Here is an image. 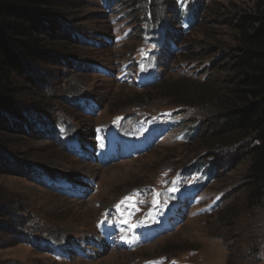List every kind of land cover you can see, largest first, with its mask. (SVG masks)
<instances>
[{
	"label": "rangeland",
	"instance_id": "obj_1",
	"mask_svg": "<svg viewBox=\"0 0 264 264\" xmlns=\"http://www.w3.org/2000/svg\"><path fill=\"white\" fill-rule=\"evenodd\" d=\"M177 1L185 8L189 0ZM190 1L199 7L195 33L174 40L179 52L162 49L159 55L156 43L145 59L146 48L136 33L138 23L129 25L132 31L127 35L121 20L134 8L124 6L108 13L100 0L59 1L64 12L59 30L53 31L57 42L48 48L50 58L30 71L34 92L25 99L33 104L30 115L54 126L59 140L52 142L31 131L27 137L11 135L14 138L7 142V150L13 157L0 154V264H144L160 258L168 263L264 264V215L257 211L233 218L242 204L243 193L238 189L246 167L240 161L243 149L233 153L226 148L213 156L217 179L212 184L203 186L199 178L186 177L185 168L210 153L200 145L186 147L190 141L181 139L196 124L205 132L218 128L220 116L199 108L183 113L184 118L157 114L178 108L173 105L178 100L196 105L202 100L204 91L196 82L203 77H190L192 70L185 67L187 62L181 56L192 57V67L226 53L234 35L233 19L251 13L256 0ZM135 3L138 8L145 6ZM136 17L142 18L141 14ZM78 36L93 44H80ZM157 73L161 79L156 78V83L163 82L160 91L133 89ZM225 76L220 71L211 74L221 80ZM67 99H78L87 110L68 106ZM93 102L97 107L90 111ZM121 115L119 122L111 121ZM149 144V149L135 150ZM62 145L76 153L63 151ZM31 168L58 190L35 183L29 175ZM174 175L182 179L177 183L181 195L177 202L181 204L164 222L180 227L164 233L159 213L146 206L153 220L146 223L145 230L154 227V238H144L136 228L134 234L124 225H118L111 236L113 225L132 215L130 204L118 213L112 206L140 187L142 192L155 188L153 192L161 198L169 193L167 200L175 208L176 195L170 194L174 193ZM192 182L200 184L195 188ZM151 199L149 193L144 200ZM27 219L31 237L43 248H53L50 256L18 243L15 229ZM99 225L103 232L96 230ZM109 236L112 240L118 236L114 244L135 241L133 248H110L114 244L105 242ZM110 256L113 261L108 260Z\"/></svg>",
	"mask_w": 264,
	"mask_h": 264
},
{
	"label": "trees",
	"instance_id": "obj_2",
	"mask_svg": "<svg viewBox=\"0 0 264 264\" xmlns=\"http://www.w3.org/2000/svg\"><path fill=\"white\" fill-rule=\"evenodd\" d=\"M59 1L0 0V154L6 152L13 157L7 150V142L15 136L27 137L30 131L31 134L51 139L52 142L59 140V132L54 126L30 115L33 104L25 100L34 92L30 71L37 63L50 58L48 48L52 42H57V34L54 32L59 30L58 21L64 12L58 7ZM137 1L145 6L138 8L136 3L134 4L135 0H100V6L108 13L112 12V9L113 12L121 10L122 7L134 8L133 12L124 13L121 20L124 22L123 27L128 29L127 35L132 31L128 28L129 25L138 23L139 29L136 33L146 48L143 59L154 50L158 33L161 35L157 50L160 55L162 49L172 53L179 52L174 40L195 33L198 28L196 25L199 22V7L196 2L188 1L183 8L177 0ZM136 14H141L142 18L138 19ZM231 26L234 33L232 44L223 55L217 53L211 62L197 63L192 67L190 62L193 58L181 56L187 62L185 67L192 70L190 77H203L201 81L196 82L204 91L200 96L202 100L197 105L178 100L179 102L173 104L178 105V108L159 111L157 114L184 118V114L199 108L198 110H213L220 116L221 124L218 128L213 127L209 132H205L201 130L202 126L196 124L185 132L181 140L190 141L186 147L200 145L201 148L209 149L207 151L210 153L206 154L205 159L200 157L198 161L190 164L185 168V173L188 177L204 178L206 184H212L217 179L213 156L226 148H230L233 153L243 149V154L239 152L240 161H243L246 167L238 189L243 193L242 204L237 208L234 217L232 216L237 219L248 212L253 214L258 211L264 215V0H256L251 13L236 15ZM172 27L177 29L173 30ZM78 37L80 44H93ZM112 43L115 44V40ZM214 71L225 73L226 78L221 80V77H211ZM156 78L161 79L159 73L151 81L142 82L140 86H133V89L141 93L158 92L162 89L163 82L156 83ZM65 102L81 112L87 110L78 99H67ZM43 112H49V109ZM187 122L193 123V120L189 119ZM11 135L14 137H10ZM61 148L67 153H76L75 149L65 145ZM29 175L35 183L49 190H58V186L46 182L44 175L37 169L31 168ZM219 197L220 206L223 194ZM13 222L12 218L11 223ZM28 222V219L23 221L15 229L18 243L46 252L50 256L53 248L45 249L31 237L30 229L27 228ZM11 223L9 222V225Z\"/></svg>",
	"mask_w": 264,
	"mask_h": 264
},
{
	"label": "bare ground",
	"instance_id": "obj_3",
	"mask_svg": "<svg viewBox=\"0 0 264 264\" xmlns=\"http://www.w3.org/2000/svg\"><path fill=\"white\" fill-rule=\"evenodd\" d=\"M156 241H157V240H156ZM154 242H155V241H154ZM108 260H109V261H111V260L113 261L114 259H113V257L110 256V257L108 258Z\"/></svg>",
	"mask_w": 264,
	"mask_h": 264
}]
</instances>
